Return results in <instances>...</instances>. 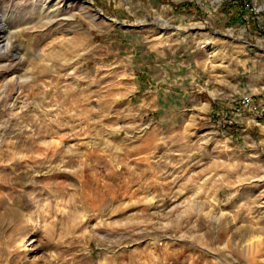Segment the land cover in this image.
<instances>
[{"label": "rangeland", "instance_id": "1", "mask_svg": "<svg viewBox=\"0 0 264 264\" xmlns=\"http://www.w3.org/2000/svg\"><path fill=\"white\" fill-rule=\"evenodd\" d=\"M0 264H264V0H0Z\"/></svg>", "mask_w": 264, "mask_h": 264}, {"label": "trees", "instance_id": "2", "mask_svg": "<svg viewBox=\"0 0 264 264\" xmlns=\"http://www.w3.org/2000/svg\"><path fill=\"white\" fill-rule=\"evenodd\" d=\"M184 7H191V6H184ZM240 15H237L234 19H232L233 22H237L238 20L242 19L243 16L245 15V12H239Z\"/></svg>", "mask_w": 264, "mask_h": 264}, {"label": "water", "instance_id": "3", "mask_svg": "<svg viewBox=\"0 0 264 264\" xmlns=\"http://www.w3.org/2000/svg\"><path fill=\"white\" fill-rule=\"evenodd\" d=\"M108 21L112 22L114 25H120L118 22L114 21V20H110L108 18H106Z\"/></svg>", "mask_w": 264, "mask_h": 264}, {"label": "bare ground", "instance_id": "4", "mask_svg": "<svg viewBox=\"0 0 264 264\" xmlns=\"http://www.w3.org/2000/svg\"><path fill=\"white\" fill-rule=\"evenodd\" d=\"M2 45H3V44H2ZM3 46H4V45H3ZM48 145H49V144H48ZM19 241H20V243H19V246H18V247H23L22 243H23L24 239H23V240L20 239Z\"/></svg>", "mask_w": 264, "mask_h": 264}]
</instances>
